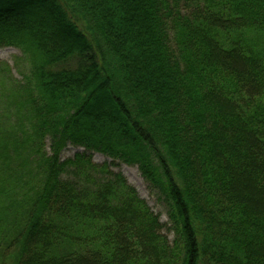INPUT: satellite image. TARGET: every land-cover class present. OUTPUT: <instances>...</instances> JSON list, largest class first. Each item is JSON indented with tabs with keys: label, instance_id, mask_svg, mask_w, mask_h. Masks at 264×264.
<instances>
[{
	"label": "trees",
	"instance_id": "obj_1",
	"mask_svg": "<svg viewBox=\"0 0 264 264\" xmlns=\"http://www.w3.org/2000/svg\"><path fill=\"white\" fill-rule=\"evenodd\" d=\"M6 47L0 264H264V0H0Z\"/></svg>",
	"mask_w": 264,
	"mask_h": 264
},
{
	"label": "rangeland",
	"instance_id": "obj_2",
	"mask_svg": "<svg viewBox=\"0 0 264 264\" xmlns=\"http://www.w3.org/2000/svg\"><path fill=\"white\" fill-rule=\"evenodd\" d=\"M21 56L22 54L18 49L12 47L0 49V68L2 69L6 65V67L11 70L10 75L16 80H20L21 77L15 70L14 65L17 59ZM2 89L4 88L0 85V92ZM48 147L49 141H47V151L49 152ZM83 152L84 150L81 148L67 145V147L62 151L60 158L62 161L72 159L76 154H81ZM92 161L98 165H103L106 163L114 173H120L124 176L128 184L136 190L139 197L145 200L151 211L159 218L160 223L163 225L162 234L165 235L171 243L173 241V234L169 231L166 208L161 202L157 200L156 193L150 190L147 184L144 182L137 167L127 166L118 161L113 162L112 160L96 153L92 154Z\"/></svg>",
	"mask_w": 264,
	"mask_h": 264
}]
</instances>
